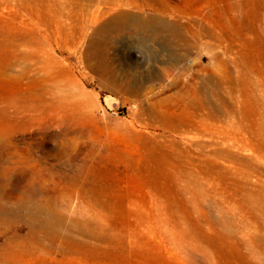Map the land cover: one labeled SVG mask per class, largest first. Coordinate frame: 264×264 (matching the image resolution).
Returning a JSON list of instances; mask_svg holds the SVG:
<instances>
[{
	"label": "rangeland",
	"instance_id": "obj_1",
	"mask_svg": "<svg viewBox=\"0 0 264 264\" xmlns=\"http://www.w3.org/2000/svg\"><path fill=\"white\" fill-rule=\"evenodd\" d=\"M235 1H167L186 37L219 31L217 63L126 38L102 79L51 33L0 53V264H264V43ZM37 2L0 0V27Z\"/></svg>",
	"mask_w": 264,
	"mask_h": 264
},
{
	"label": "bare ground",
	"instance_id": "obj_2",
	"mask_svg": "<svg viewBox=\"0 0 264 264\" xmlns=\"http://www.w3.org/2000/svg\"><path fill=\"white\" fill-rule=\"evenodd\" d=\"M167 1L168 0H38L37 7H35L31 12L32 16L37 19V22L39 23L38 25L32 26V25L26 24V22H24L25 25L19 26L17 29H15V28L2 29L0 27V53L8 52L12 55H16V54L20 53V50H19L20 45L22 43H26L28 46L37 45L39 47V45H40L41 50L43 51V54L46 55V54H48L47 53L48 49H49L48 46L51 44L50 43V36H49V33H51L55 42L60 47H66L70 52L71 51H74V52L78 51L79 52V49H81L83 57L86 60V67L93 69V71L96 74H99L102 79H104V77L106 75L105 73L108 72L109 70H111V68H112V65H111L112 63L110 64L107 61L108 58L105 57V54H107V56H108V54H109L108 51L111 48H114L115 46L117 47V45L119 43L123 42L126 38L131 39V41L133 40V41L137 42L139 45H143V46H147V47H149V46L151 47V44H154L157 41H159L163 45L167 46L168 49L170 50V52H169L170 53V57H169L170 59L167 62V63H169L168 69H170V70H172L173 68H176V67H179V68L183 67L184 61H185L186 57L188 56L187 55L188 52L190 51V49H192L193 47H197V46H198V48L206 49L207 51H211L214 55L213 60H214V62H216L218 60V58L220 57V54H219L218 50L216 51L215 48H217L219 46L218 44H221V42L224 40L221 37V35H219L220 33L218 34L219 31L218 32H216V31L210 32L207 29H203V30L201 29V30L197 31V33L199 32L198 33L199 36L204 35V36L212 37V40H214V42H212V45H210L208 43H204V41L202 43H199L196 36L190 35L189 37H186V34L183 33L184 29L182 30L181 25H179L177 23L178 21L177 22L170 21L169 19H167L168 17L167 18L165 17V15L167 14V12L170 9V7H168ZM236 1H237L236 4L239 5L240 8H242L243 6L245 8V6L248 7V5H251L250 8L246 9L244 12L247 15L245 18V25H246L248 31L251 32L254 35V37L256 38V40H255L256 43H259V42L264 43V0H236ZM31 3H34V1ZM239 6H238V8H239ZM234 9L237 10L236 8H234ZM234 9H233V13H234ZM239 10H241V9H239ZM240 12H242V14H243L242 10ZM238 14H241V13H239V11H238ZM40 23H41V26H40ZM206 24L207 23H205L204 25H206ZM194 26H195V24H194ZM214 30H217V28ZM204 36H203V39H204ZM207 41L208 40H206V42ZM241 47H243V46H241ZM228 48L230 49V47H227V49ZM165 50H166V48H165ZM205 66H208V65L205 64ZM209 67H210V65H209ZM166 69L167 68H165V70ZM180 72H181V70H180ZM168 74H170V73H168ZM111 76L113 77L112 74H111ZM199 76H197V77H199ZM215 76H218V75H215ZM230 77L231 76H229V78ZM209 78H210V76H209ZM176 79H177V76H176ZM115 80L117 81V79H115ZM223 83H222V85H220L221 88L224 85ZM200 86L202 88L203 85H200ZM136 87H138V86H136ZM179 87H181V86H179ZM195 87H197V85ZM250 87L252 88V85ZM231 89H233V88H231ZM145 90H147V89H145ZM255 90H256V87H255ZM200 91H202V90L199 87H197L195 89L196 94H201V93H198ZM139 92H140V90H139ZM250 92H252V91H250ZM209 93H210V91H209ZM144 94L145 93H143L142 95H144ZM221 94H222V92H221ZM231 94H233V93H231ZM202 96L203 97H198L199 100H201L200 103H202L203 106H207V103L205 104L202 100V98H204V95H202ZM255 96H256V94H255ZM230 98H231V96H230ZM208 103H210V102H208ZM210 105H211V103L209 104V106ZM220 106H218V107L220 108ZM192 109L190 108L189 111ZM233 109H234V107H233ZM199 110H200V108H199ZM225 110H227V109H225ZM192 111H194V110H192ZM226 112H228V111H226ZM213 114H215V113H213ZM200 115H201V113H200ZM221 115H222V113H221ZM186 116H188V115H186ZM262 116L264 117V115H262ZM207 117H208V115H207ZM229 118L230 117L228 116L225 119L228 120ZM225 119H224V122H226ZM215 120H216V118H215ZM229 122H231V119ZM189 124H190V122H189ZM191 124H192V122H191ZM229 124H231V123H229ZM230 126H232V124ZM201 128H203V127H201ZM219 129H220V127H219ZM222 129H223V127H222ZM262 129H263V127H262ZM205 130H203V131H205ZM222 131H224V130H222ZM179 132H181V131H179ZM184 132H185V130H184ZM197 132H198V130H197ZM232 132L235 133L233 130H232ZM200 133H201V131H200ZM260 133H261V131H260ZM187 135H189V134H187ZM225 137H226V134H225ZM229 153L231 154V152H229ZM229 156H231V155H229Z\"/></svg>",
	"mask_w": 264,
	"mask_h": 264
}]
</instances>
